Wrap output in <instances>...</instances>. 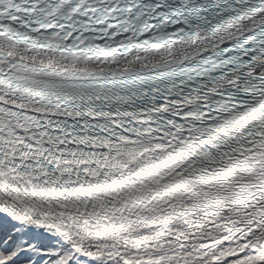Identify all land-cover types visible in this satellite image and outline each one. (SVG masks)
Segmentation results:
<instances>
[{"label":"snow or ice","instance_id":"1","mask_svg":"<svg viewBox=\"0 0 264 264\" xmlns=\"http://www.w3.org/2000/svg\"><path fill=\"white\" fill-rule=\"evenodd\" d=\"M0 264H264V0H0Z\"/></svg>","mask_w":264,"mask_h":264}]
</instances>
